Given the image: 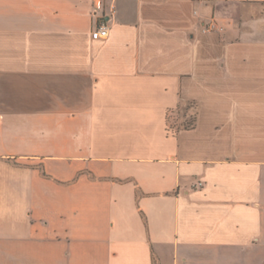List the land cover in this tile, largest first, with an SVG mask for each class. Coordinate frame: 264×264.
<instances>
[{"label":"crops","instance_id":"1","mask_svg":"<svg viewBox=\"0 0 264 264\" xmlns=\"http://www.w3.org/2000/svg\"><path fill=\"white\" fill-rule=\"evenodd\" d=\"M0 264H264V0H0Z\"/></svg>","mask_w":264,"mask_h":264},{"label":"built area","instance_id":"2","mask_svg":"<svg viewBox=\"0 0 264 264\" xmlns=\"http://www.w3.org/2000/svg\"><path fill=\"white\" fill-rule=\"evenodd\" d=\"M216 28V25L214 22L208 23L205 27V31H211ZM109 35V25L106 20H102L98 23V25L95 27V29L91 32V37L93 39H104L108 37Z\"/></svg>","mask_w":264,"mask_h":264},{"label":"rangeland","instance_id":"3","mask_svg":"<svg viewBox=\"0 0 264 264\" xmlns=\"http://www.w3.org/2000/svg\"><path fill=\"white\" fill-rule=\"evenodd\" d=\"M185 114L186 112L183 108L174 110L168 114V123L171 127H182L187 125L186 123L191 122L192 116L186 117Z\"/></svg>","mask_w":264,"mask_h":264},{"label":"trees","instance_id":"4","mask_svg":"<svg viewBox=\"0 0 264 264\" xmlns=\"http://www.w3.org/2000/svg\"><path fill=\"white\" fill-rule=\"evenodd\" d=\"M176 110H178V109H176ZM173 112V111H172ZM171 113V112H170ZM185 116L187 117H190V116H192V115H187V113L185 114ZM193 123H194V121H193V116H192V120H191V122H188V123H186L187 125H184V126H182V127H178V128H186V127H191L192 125H193Z\"/></svg>","mask_w":264,"mask_h":264}]
</instances>
